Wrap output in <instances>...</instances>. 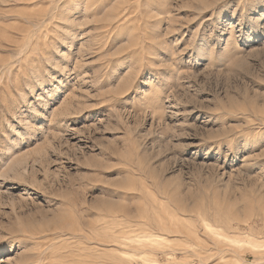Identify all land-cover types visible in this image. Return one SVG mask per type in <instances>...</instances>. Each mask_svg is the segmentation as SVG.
Instances as JSON below:
<instances>
[{
    "label": "rangeland",
    "instance_id": "1",
    "mask_svg": "<svg viewBox=\"0 0 264 264\" xmlns=\"http://www.w3.org/2000/svg\"><path fill=\"white\" fill-rule=\"evenodd\" d=\"M0 264H264V0H0Z\"/></svg>",
    "mask_w": 264,
    "mask_h": 264
}]
</instances>
